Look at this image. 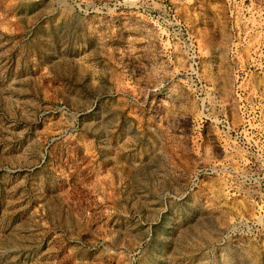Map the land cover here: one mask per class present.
<instances>
[{
	"label": "rangeland",
	"instance_id": "374dc122",
	"mask_svg": "<svg viewBox=\"0 0 264 264\" xmlns=\"http://www.w3.org/2000/svg\"><path fill=\"white\" fill-rule=\"evenodd\" d=\"M0 264H264V0H0Z\"/></svg>",
	"mask_w": 264,
	"mask_h": 264
}]
</instances>
